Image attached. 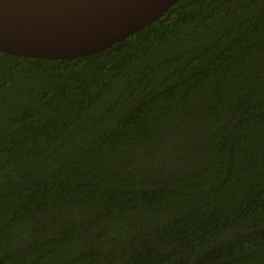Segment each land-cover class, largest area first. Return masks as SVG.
Returning <instances> with one entry per match:
<instances>
[{
    "label": "trees",
    "instance_id": "trees-1",
    "mask_svg": "<svg viewBox=\"0 0 264 264\" xmlns=\"http://www.w3.org/2000/svg\"><path fill=\"white\" fill-rule=\"evenodd\" d=\"M0 264H264V0L0 51Z\"/></svg>",
    "mask_w": 264,
    "mask_h": 264
},
{
    "label": "water",
    "instance_id": "water-1",
    "mask_svg": "<svg viewBox=\"0 0 264 264\" xmlns=\"http://www.w3.org/2000/svg\"><path fill=\"white\" fill-rule=\"evenodd\" d=\"M177 0H0V51L37 59L97 54Z\"/></svg>",
    "mask_w": 264,
    "mask_h": 264
}]
</instances>
